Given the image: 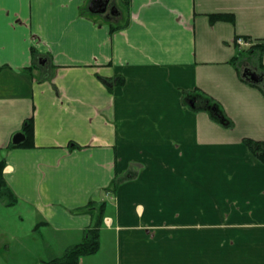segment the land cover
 Returning a JSON list of instances; mask_svg holds the SVG:
<instances>
[{
	"label": "crops",
	"instance_id": "0c3cea01",
	"mask_svg": "<svg viewBox=\"0 0 264 264\" xmlns=\"http://www.w3.org/2000/svg\"><path fill=\"white\" fill-rule=\"evenodd\" d=\"M92 1L0 0V161L58 247L42 264L82 243L90 203H106L100 250L79 264H264V163L244 142H264L246 74L264 79V0H111L113 17Z\"/></svg>",
	"mask_w": 264,
	"mask_h": 264
},
{
	"label": "trees",
	"instance_id": "16d2710c",
	"mask_svg": "<svg viewBox=\"0 0 264 264\" xmlns=\"http://www.w3.org/2000/svg\"><path fill=\"white\" fill-rule=\"evenodd\" d=\"M213 20H225L227 19L224 15H214L211 16ZM118 29L114 27L113 30ZM252 49V48H251ZM250 49V50H251ZM120 80V81H119ZM123 83L122 79L117 78L116 84L121 85ZM189 102V104H188ZM190 102L194 103V107L190 106ZM184 104L190 106L193 111H207L212 119L226 127H233V123L226 116L224 111L221 109L219 104L206 95L205 93L199 94H184ZM23 134L26 135V142L22 145L23 147H31L33 145V125L32 119L25 122L23 126ZM245 144L250 148L254 155L258 158L259 161L264 163V142H258L250 139L244 140ZM13 145H10V148H13ZM5 161H0V200L3 201L7 207H14L16 205V198L14 194L7 187L4 178H3V169ZM136 173L129 172L126 175V179L130 180L135 178ZM125 180L117 178L114 183L111 191L116 190L119 184ZM94 207L91 210L96 214V221L92 228L88 229L85 233V238L82 243L73 246L65 251L63 256L54 259L50 264H79L80 260L84 257H89L97 254L100 250V238H101V229L104 223V213L106 203L94 204L90 203L89 205ZM87 210V209H86Z\"/></svg>",
	"mask_w": 264,
	"mask_h": 264
},
{
	"label": "rangeland",
	"instance_id": "374dc122",
	"mask_svg": "<svg viewBox=\"0 0 264 264\" xmlns=\"http://www.w3.org/2000/svg\"><path fill=\"white\" fill-rule=\"evenodd\" d=\"M125 12V11H124ZM0 201V264H42L58 247L45 229L35 230L37 214L24 205ZM56 247V248H54Z\"/></svg>",
	"mask_w": 264,
	"mask_h": 264
},
{
	"label": "water",
	"instance_id": "95a60500",
	"mask_svg": "<svg viewBox=\"0 0 264 264\" xmlns=\"http://www.w3.org/2000/svg\"><path fill=\"white\" fill-rule=\"evenodd\" d=\"M110 0H93L89 5V11L94 14H104L107 11V6ZM118 14V13H117ZM113 13V16L117 15ZM190 106L194 107V103L190 102ZM24 142V135H16L13 139V144L19 145Z\"/></svg>",
	"mask_w": 264,
	"mask_h": 264
},
{
	"label": "flooded vegetation",
	"instance_id": "af4514ba",
	"mask_svg": "<svg viewBox=\"0 0 264 264\" xmlns=\"http://www.w3.org/2000/svg\"><path fill=\"white\" fill-rule=\"evenodd\" d=\"M106 13H107V15H108V17H113V13H115V14H117L118 13V11H117V9H116V6L111 2V0H110V2H109V4H108V6H107V11H106ZM247 71H246V74L247 75H250V76H252L255 80H257V81H259V82H261V83H263L264 82V79H263V77H262V75H258L257 73V69H255L254 71L253 70H251V69H249V68H247L246 69Z\"/></svg>",
	"mask_w": 264,
	"mask_h": 264
},
{
	"label": "built area",
	"instance_id": "2783aa9c",
	"mask_svg": "<svg viewBox=\"0 0 264 264\" xmlns=\"http://www.w3.org/2000/svg\"><path fill=\"white\" fill-rule=\"evenodd\" d=\"M237 43H238L240 46H246V47L251 45L250 42H247V41H245V40H243V39H238Z\"/></svg>",
	"mask_w": 264,
	"mask_h": 264
}]
</instances>
